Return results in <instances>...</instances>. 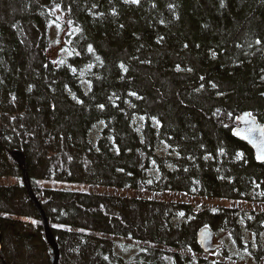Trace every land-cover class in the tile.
Masks as SVG:
<instances>
[{
  "label": "trees",
  "instance_id": "trees-1",
  "mask_svg": "<svg viewBox=\"0 0 264 264\" xmlns=\"http://www.w3.org/2000/svg\"><path fill=\"white\" fill-rule=\"evenodd\" d=\"M244 112L264 127V0H0V264H51L12 150L59 264H264V164L234 135Z\"/></svg>",
  "mask_w": 264,
  "mask_h": 264
},
{
  "label": "water",
  "instance_id": "water-1",
  "mask_svg": "<svg viewBox=\"0 0 264 264\" xmlns=\"http://www.w3.org/2000/svg\"><path fill=\"white\" fill-rule=\"evenodd\" d=\"M237 127L234 129V135L245 142L252 150L255 159L264 164V160L258 157L264 156V127L258 123V121L250 115L249 112H244L237 117ZM12 161L21 170L22 180L24 187L26 188L29 198L35 205L43 226V235L45 241L50 249L51 264H59L60 251L59 247L55 241V238L51 232L48 219L46 218L43 210H41V205L38 198L33 193L31 188V183L29 181L27 171H26V157L25 154L19 150H12L10 152ZM197 242L200 245L201 250L205 254L215 253L222 248L221 244L215 242V233L209 228H201L196 236ZM5 263V262H4Z\"/></svg>",
  "mask_w": 264,
  "mask_h": 264
},
{
  "label": "rangeland",
  "instance_id": "rangeland-1",
  "mask_svg": "<svg viewBox=\"0 0 264 264\" xmlns=\"http://www.w3.org/2000/svg\"><path fill=\"white\" fill-rule=\"evenodd\" d=\"M1 184V182H0ZM61 189H65V190H70V191H81V192H87V193H102L104 192L103 189L101 188H95L92 189L91 187L87 186V185H72V184H65L61 186ZM126 196H133L135 194H133L132 191H126ZM163 199L165 201H178V202H183V201H192V203L196 206V207H201L202 205L206 206V207H210L212 209H216V208H220V207H235V208H239V209H247L250 207V204L246 203V202H240V201H234V200H228V199H218V198H199V199H195V198H188L182 194H178V193H173V192H169L167 194H163ZM215 242L219 243L218 240H216V236H215ZM212 259L218 260V259H222V254L220 251H217L215 253L210 254ZM248 257V256H247ZM244 260L242 259H237L234 262H229V264H253L254 260L250 257H248Z\"/></svg>",
  "mask_w": 264,
  "mask_h": 264
},
{
  "label": "snow or ice",
  "instance_id": "snow-or-ice-1",
  "mask_svg": "<svg viewBox=\"0 0 264 264\" xmlns=\"http://www.w3.org/2000/svg\"><path fill=\"white\" fill-rule=\"evenodd\" d=\"M131 2L132 3H139V0H131ZM257 43H259V41H257ZM89 50L91 51V47L89 48ZM213 55H215V53H213ZM189 71H190V69H189ZM201 79H203V78H201ZM213 87H215V85H213ZM101 107H103V106L101 105ZM258 158L261 160H264V156H260Z\"/></svg>",
  "mask_w": 264,
  "mask_h": 264
}]
</instances>
